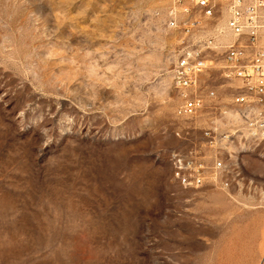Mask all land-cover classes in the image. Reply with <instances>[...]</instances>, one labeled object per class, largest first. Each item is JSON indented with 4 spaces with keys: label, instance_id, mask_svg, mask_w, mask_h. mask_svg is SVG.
<instances>
[{
    "label": "rangeland",
    "instance_id": "obj_1",
    "mask_svg": "<svg viewBox=\"0 0 264 264\" xmlns=\"http://www.w3.org/2000/svg\"><path fill=\"white\" fill-rule=\"evenodd\" d=\"M165 3L0 0V264H264L258 152L235 145L234 177L203 188L174 178L212 118L177 115ZM223 66L207 109L232 105Z\"/></svg>",
    "mask_w": 264,
    "mask_h": 264
},
{
    "label": "built area",
    "instance_id": "obj_2",
    "mask_svg": "<svg viewBox=\"0 0 264 264\" xmlns=\"http://www.w3.org/2000/svg\"><path fill=\"white\" fill-rule=\"evenodd\" d=\"M160 14L164 25L181 35L172 68L173 85L183 98L177 115L192 119L207 110L212 118L203 147L171 158L178 162L176 181L185 189H199L209 180L215 184L232 176L227 151H233L240 138L264 147V0H166ZM219 61L224 63L219 69L223 79L239 85L231 106L212 104L207 109L206 98L213 102L216 94L200 80ZM218 117L234 122L230 132L218 133ZM207 149L215 150L208 155ZM209 156L211 164L206 162Z\"/></svg>",
    "mask_w": 264,
    "mask_h": 264
},
{
    "label": "bare ground",
    "instance_id": "obj_3",
    "mask_svg": "<svg viewBox=\"0 0 264 264\" xmlns=\"http://www.w3.org/2000/svg\"><path fill=\"white\" fill-rule=\"evenodd\" d=\"M236 146H239L241 151L249 150L256 153L258 152L261 158L264 159V147H260L258 143H255L251 138H240V142H237ZM173 158H177V155ZM173 172L174 178L178 179V162L176 161H173Z\"/></svg>",
    "mask_w": 264,
    "mask_h": 264
},
{
    "label": "crops",
    "instance_id": "obj_4",
    "mask_svg": "<svg viewBox=\"0 0 264 264\" xmlns=\"http://www.w3.org/2000/svg\"><path fill=\"white\" fill-rule=\"evenodd\" d=\"M250 155H253V154H250ZM240 157H241V156H240ZM240 157H239V158H240ZM239 158H238V160H239ZM262 161H263V160H262ZM263 162H264V161H263ZM237 169H238V168H237ZM238 174H239V172H238Z\"/></svg>",
    "mask_w": 264,
    "mask_h": 264
}]
</instances>
